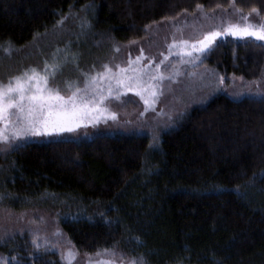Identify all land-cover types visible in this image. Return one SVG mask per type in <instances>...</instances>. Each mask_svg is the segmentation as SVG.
Here are the masks:
<instances>
[{"label":"trees","instance_id":"16d2710c","mask_svg":"<svg viewBox=\"0 0 264 264\" xmlns=\"http://www.w3.org/2000/svg\"><path fill=\"white\" fill-rule=\"evenodd\" d=\"M216 12L264 21V0H0V53L21 64L31 56L17 52L69 20L59 50L101 57L162 22ZM198 67L257 84L264 42L219 40ZM5 150L0 210L50 213L79 255L116 248L137 264H264V98L212 94L156 140L100 134ZM4 234L0 264H62L52 236L37 248L35 233Z\"/></svg>","mask_w":264,"mask_h":264},{"label":"rangeland","instance_id":"374dc122","mask_svg":"<svg viewBox=\"0 0 264 264\" xmlns=\"http://www.w3.org/2000/svg\"><path fill=\"white\" fill-rule=\"evenodd\" d=\"M240 17L241 14L235 12L197 13L191 17L182 16L153 26L145 38L140 41L128 45H116L109 54L106 53L105 56L93 58L76 53L70 54L64 50H59L57 47V40L68 32V20L57 28L56 32L45 36L40 44L36 41L31 47L17 52L19 56H31V59H27L21 64L13 66L14 62L12 64L9 61L11 66L8 65L5 56H8L9 51L2 50L0 53V81L7 83L9 78L32 68L42 71L45 64L49 65L50 70L52 65H57L55 77L49 78V85L58 86L61 94L66 97L71 95L75 87L83 88L87 76L103 72V65H108L113 73H119V69L124 68L129 69L125 73L126 75L142 71L148 75H162L164 78L152 81L156 85L154 90L157 95L152 98L154 102L150 106H146L134 92H128L123 88L119 89V92L114 90L113 95L105 102L108 112L95 125L82 124L72 132H62L49 136H30L11 144L0 143V157L7 151L5 149L29 140H78L100 134L146 135L156 140V136L161 130L181 118L188 109L204 103L212 94L222 93L235 99L242 97L264 98V75L257 84L247 83L240 78H231L229 82H224L222 77L210 71L199 69L200 57L204 52H193L191 57L179 54L180 40L189 41L185 47L190 50L191 42L202 39L203 33L218 28L222 22L245 23ZM247 17V23L264 24V21H259L253 16ZM54 34H57L56 36L59 38L52 42ZM243 39L254 38L246 37ZM170 45L173 46L170 48ZM137 57H141V59L137 61ZM161 61H163L162 64ZM157 64H160L159 68H156ZM9 66L13 69L8 68ZM144 78L147 79L148 77L145 76ZM70 84L73 85L72 88H69ZM146 108L147 110H145ZM111 113H115V120L110 118ZM47 198L51 199L50 196ZM13 203L17 202L14 201ZM53 218L50 213L39 212L38 210H28L22 213L0 210V236L5 235L4 233H9L8 236H10L21 228L35 233L33 236L36 242L44 243L45 237L50 235L54 238L53 242L56 245L54 247L60 253L62 264H68L65 253L69 250L74 256L71 264H90V262L95 264L98 260L106 259L113 260L114 264H121V261L123 264H128V256L116 248L112 249L116 253L115 257H108L107 255L97 257L95 254L79 255L61 236L56 227L52 229L55 225ZM50 229L52 230L49 231Z\"/></svg>","mask_w":264,"mask_h":264},{"label":"snow or ice","instance_id":"6c2138e0","mask_svg":"<svg viewBox=\"0 0 264 264\" xmlns=\"http://www.w3.org/2000/svg\"><path fill=\"white\" fill-rule=\"evenodd\" d=\"M252 13L259 14L256 9H252ZM240 19L245 23L222 22L218 28L203 33L202 39L191 42L190 50L185 47L189 41L180 40L179 54L191 57L193 52L211 50L214 42L229 36L234 39L251 37L264 41V24L247 23L248 17L243 14ZM140 59L141 57H137V61ZM159 67L160 64H157L156 68ZM56 69L57 65H52L50 70L49 65L45 64L42 71L32 68L9 78L7 83L0 81V143L11 144L30 136L72 132L82 124L95 125L108 112L106 100L113 95L114 90L119 92L121 88L134 92L146 106H150L154 102L152 98L157 95L154 90L156 85L152 81L164 78L162 75H148L142 71L126 75L129 69L124 68L119 69V73H113L108 65H103V72L87 76L84 87H75L71 95L66 97L61 94L58 86L49 85V78L55 77ZM145 76L148 78L145 79ZM72 87L70 84L69 88ZM110 118L115 120V113H111ZM33 243L39 248L36 241ZM95 255L115 257L116 253L105 249ZM65 257L68 264H71L74 256L70 250L65 253ZM95 264H114V261L98 260ZM128 264H137V261L133 259ZM140 264L143 262L140 261Z\"/></svg>","mask_w":264,"mask_h":264}]
</instances>
